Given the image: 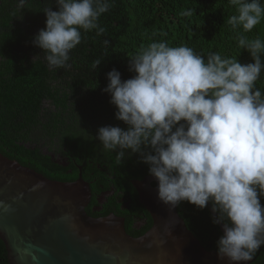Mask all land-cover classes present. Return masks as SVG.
<instances>
[{
  "label": "clouds",
  "instance_id": "clouds-1",
  "mask_svg": "<svg viewBox=\"0 0 264 264\" xmlns=\"http://www.w3.org/2000/svg\"><path fill=\"white\" fill-rule=\"evenodd\" d=\"M28 0H17V10ZM44 8L46 27L33 43L49 67L70 69V52L83 35L104 29L98 21L110 0H55ZM236 9L227 23L251 32L264 19V0H229ZM190 15L191 13H184ZM107 43V41H106ZM254 63L186 45L152 42L130 58L133 78L112 69L104 91L116 106L119 126H103L97 139L117 161L139 154L158 182V199L172 208L187 201L222 225L218 259L252 261L264 245V93L256 82L264 71V41L238 36ZM99 61L93 63L95 70ZM130 150V151H129Z\"/></svg>",
  "mask_w": 264,
  "mask_h": 264
},
{
  "label": "trees",
  "instance_id": "trees-1",
  "mask_svg": "<svg viewBox=\"0 0 264 264\" xmlns=\"http://www.w3.org/2000/svg\"><path fill=\"white\" fill-rule=\"evenodd\" d=\"M110 2L109 11L98 21L103 33L98 35L96 29L82 33L81 44L70 52L71 68L62 69L49 67L43 50L33 43L34 36L46 27L44 8L58 10L55 0H28L21 11L17 0H0V151L51 179L71 181L82 172L90 183L92 206L99 203L100 195L114 191L126 198L131 195L133 205L148 212L132 184L150 175L148 165L140 162L138 153L117 161L116 152L103 150L96 138L103 126L127 129L116 119L117 108L104 91L109 83L107 73L116 69L122 80L133 78L136 73L129 71L130 58L160 41L172 47L186 45L205 59L218 52L222 57H236L241 64L254 63L250 53L238 46V36L264 41V19L251 32H244L227 23L236 14L229 0ZM96 61L100 65L94 70ZM256 87L264 93V71ZM68 152L70 164L63 168L56 154L67 156ZM211 207L209 203L200 210L183 201L178 211L201 244L217 250L222 232L212 222ZM86 209L92 216L121 210L115 198H109L100 213ZM0 264H10L1 238ZM249 264H264V245Z\"/></svg>",
  "mask_w": 264,
  "mask_h": 264
},
{
  "label": "water",
  "instance_id": "water-1",
  "mask_svg": "<svg viewBox=\"0 0 264 264\" xmlns=\"http://www.w3.org/2000/svg\"><path fill=\"white\" fill-rule=\"evenodd\" d=\"M132 184L153 220L140 236L129 234L117 214L87 212L92 190L82 172L71 181L51 179L0 151V238L9 263L229 264L201 244L178 206L158 199L153 176Z\"/></svg>",
  "mask_w": 264,
  "mask_h": 264
},
{
  "label": "flooded vegetation",
  "instance_id": "flooded-vegetation-1",
  "mask_svg": "<svg viewBox=\"0 0 264 264\" xmlns=\"http://www.w3.org/2000/svg\"><path fill=\"white\" fill-rule=\"evenodd\" d=\"M66 154L67 156H64V154L61 153L56 154L57 162H59L63 168L69 166L70 164L68 161L69 152ZM53 156H55V154H53ZM71 172V170L68 171V173ZM130 197L131 195H129V198ZM109 198L116 199V204H118L121 209L120 213L117 215L124 218L125 228L129 234L138 236L140 232H145L149 227H151L149 224L151 221L153 223V220L149 212H141L139 207L133 205L131 198L129 200V198H126V195H114V191H111L108 195H100L98 198L99 203H96L93 206L89 203L87 208H92V213H100L104 210L105 203L109 201Z\"/></svg>",
  "mask_w": 264,
  "mask_h": 264
}]
</instances>
